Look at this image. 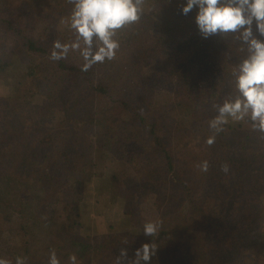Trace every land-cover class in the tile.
<instances>
[{
  "label": "rangeland",
  "instance_id": "obj_1",
  "mask_svg": "<svg viewBox=\"0 0 264 264\" xmlns=\"http://www.w3.org/2000/svg\"><path fill=\"white\" fill-rule=\"evenodd\" d=\"M148 2L151 0H143L139 5L140 17H143L146 12ZM140 19L123 28L127 30L139 26ZM69 25L70 17H62L55 26L58 30L67 32L66 43H71L76 39ZM43 28V24L36 26L35 38H39ZM5 32L0 28V40H11L9 34ZM231 34L233 33L215 34L210 38L214 41L221 40L220 44L214 45L222 48L223 44H226L225 40L228 39L230 41L228 44L232 48L236 46L232 41L234 37ZM201 38L207 39L202 35ZM7 47L4 43L0 44V54L1 52H3L2 54L8 53L10 47ZM20 49L21 47H18V50ZM221 51H218V55L214 56L207 53L202 54L199 63L205 64V67L198 74L197 72L193 73L192 76L201 75L196 84L201 92L207 91L208 95L207 98L192 100L194 102L189 101L185 87L182 86L184 82L181 81V84L174 76L166 77L162 74L153 81L149 88H146L143 85H137L134 76L130 74L129 78H123V73H119V70L124 69L119 68L118 65L113 67L114 73L111 70L102 71L101 75L99 72L96 73L97 79L104 80L107 84L114 86L116 91L122 94L123 99L129 102V106L122 109H116L118 106L113 103L118 102H114V100L111 103L105 98H97L90 91L87 94L79 92L78 88L83 84L82 77L70 74L65 76L57 71L54 73L56 77L52 82H47L50 73L39 72V75H42L40 79L30 77L27 63L29 61L35 63L41 61L38 64L48 63L43 56L34 55L32 57L25 52V55H21L24 58L20 57L19 60L13 61V65L9 66L7 71H1L0 123L10 124L12 129L19 132L21 136H25V141L20 138L24 143L22 149L39 150L42 154H48L53 152L50 150L54 145L61 151L57 156L62 159L66 151L71 154L72 151L74 154L87 151L88 143L86 142H91L103 134L106 139L118 140L116 147L119 152L108 154V157L98 164L97 171L88 170L82 176L81 185L86 198L81 204L79 221L81 225L78 226L76 234L69 228L70 223L66 220V213L64 214L57 195L46 198V211L42 212L44 217H53V221L48 225L33 227L32 223L35 220L31 217L35 213L27 211L32 207L31 205L35 204L33 199L31 200L32 193L29 194L30 188L28 187L31 186V183L23 184L17 180V177L0 181V259L4 258L7 252L10 256H13L12 252L16 254L22 252L25 258L31 263L33 261L34 264H50L53 256L58 264H116L120 249L127 248L128 259L124 264H128L136 249L145 243H155L157 248L150 264H264V229H262L263 231L258 230V220L255 217L252 218L249 224L252 225L253 230H248L250 238H245L244 243L239 247L235 245V234L230 230L240 221L241 210L245 209L248 203L257 204L256 206L264 213V195L255 196L247 190L244 191L243 196L237 199L239 204L234 208L228 221L225 222L230 229L224 232L221 228H217L216 224L218 225V223L214 219H202L195 216L194 212H190L189 198L185 199L181 196L182 193L178 185L170 190L171 193L168 196L159 199L154 193L147 192L145 189L148 187L143 186L139 180L137 173L139 167L136 165V161L130 164L123 160V156L126 157L127 154L135 152L132 148L138 141V137L144 135L142 133L147 132L152 124L162 125L163 131L166 132L168 125L171 128L172 125H176L177 129L183 130L185 126L189 127L190 118L187 116L195 108H209L217 106L222 100L224 101L225 96L223 95L219 96L217 100L210 99V96L215 92V88L212 86L216 82L215 77H210L208 73L210 62L213 57L217 56L218 66L228 74H233L236 64L241 62L242 55L237 47L233 52L227 54L229 57H226ZM245 55V58L249 56V54ZM46 58L52 60L48 56ZM63 59L79 63L83 58L79 51H69ZM166 60L159 58L156 62H166ZM55 61L52 60V62ZM167 65H170L169 61ZM172 67H168V73ZM79 94L83 96L81 104L77 106L74 103V98ZM238 94L240 95L239 90ZM181 96L186 98L183 105L167 118L161 119L162 114L167 113L170 104ZM236 97L238 98V95ZM142 98V105L137 106ZM231 98L232 102L237 99ZM110 107L113 109L106 112ZM94 109L99 111L101 117L93 116ZM139 109L141 113L138 112ZM137 112L147 123H141ZM104 113L114 114L106 121V128L103 129L95 120L98 118L102 120ZM183 114L186 115V118H183ZM226 120L227 122L224 124L231 123L235 129L240 126L235 131L225 127L226 134L221 133L225 135L223 139L229 142L236 151L241 149L235 144H240L244 138L251 146L256 144L254 138L259 135L264 138V131H261L258 126H253L250 115L245 116L242 120L228 116ZM141 130L144 132H140ZM39 131L45 134L42 140H49L48 136H50V138L56 139L55 144L47 142L46 148H43L29 142L32 141L33 133ZM135 132L139 134L135 136ZM198 135H206V133H198ZM248 136L249 139H247ZM12 138L13 136L9 135L5 137L4 143H0L2 146L0 153L4 155V160H7L12 149H20L18 138L14 139L15 144L8 143ZM62 142L67 145L69 142L70 148L64 150L67 145L64 147ZM182 142L185 143V138L182 140L174 138L173 157L177 163L181 161L183 164L185 163L183 160L185 153L183 145H181ZM127 144L131 145L126 147ZM259 149L264 151V139L260 143ZM224 174L226 178H223ZM200 175L198 173L193 182L192 180L188 182L194 183L193 186H195L191 198L198 201L200 205H210L211 208L218 207L219 201H223L225 197L212 193L204 195L202 189L205 185L203 182L205 183L207 179H200ZM220 175H222V180L217 177L216 187L238 183L240 173L235 174L234 179H230L226 173ZM172 181V179L169 180L170 183ZM19 212H22L21 218ZM63 222H66L64 226ZM148 222H159V232L165 226H171L173 229L168 231L164 238L156 237L150 241V237L143 234L144 225ZM263 222L264 219L262 224ZM26 224L32 228L28 225L26 229H23L22 226ZM5 234L6 237L8 235L17 236L16 244L4 246ZM259 234L263 236V244H260V247L255 245L254 248L251 245L252 237ZM74 239L91 244V246H94L97 241L106 242L107 248L101 245V248L92 247L90 254L88 252L73 253L71 242L75 241ZM7 242L10 243L9 240ZM72 257L75 258L74 261L71 259Z\"/></svg>",
  "mask_w": 264,
  "mask_h": 264
},
{
  "label": "trees",
  "instance_id": "obj_2",
  "mask_svg": "<svg viewBox=\"0 0 264 264\" xmlns=\"http://www.w3.org/2000/svg\"><path fill=\"white\" fill-rule=\"evenodd\" d=\"M148 3L146 12L143 17H140L139 26L131 27L127 30L122 27L116 31L114 39L118 40L120 48L116 53L115 59L94 64L85 71L83 70V59L81 60L82 62L74 63L63 58L55 62L46 58V56L49 58L51 56L54 41L59 40L62 43H66L67 32L64 30L60 31L55 26L62 17H71L74 9L72 3H69L68 0H0V28L11 37V40H0V44L4 43L10 47L8 53L2 54L3 52H1L0 54V72L7 71L8 67L13 65V61L19 60L20 57H23L21 55H25V52L32 57L34 55L43 56L48 63L38 64L41 61L36 63L33 61L26 62L30 77L40 79L42 75H39V72L50 73L47 82H52L56 77L54 75L56 71L62 75L65 74V76L70 74L82 77L83 84L78 88L79 92L87 94L90 91L97 98H105L111 103L114 100V102H118L113 103L118 106L116 109H122L128 107L129 102L123 99L122 94L116 91L114 86L107 84L104 80L97 79L95 76L98 72L101 75L102 71L111 70L114 73L113 67L118 65L119 68L124 69L119 70V73H123V78H129L130 74L134 76L137 85H143L146 88H149L153 81L162 74L166 77L174 76L180 83L181 81L184 82L181 84L183 88L185 87V93L188 94L189 101L194 102L192 100L196 98L202 99L208 95L207 91L201 92L198 84H196V82H199L197 80L201 75L192 76L193 73L197 72L198 74L205 67V64L199 63L201 56H203L202 54L207 53L214 56L218 55V51L222 50L221 53L229 57L227 55L230 54L229 52H233L236 47L239 48L242 58H240L241 62L236 64V70L233 74H228L218 66L219 60L217 61V56L213 57L210 62L208 73L210 77H215L216 81L212 86L215 88V92L210 96V99L217 100L219 96L223 95L225 96L223 98L224 101L222 100L217 106L214 105L209 108H195L187 116L190 118L189 127L185 126L183 130L177 129L176 125H172V128L168 125L166 132L163 131L162 125L156 124V126L152 124L147 132L142 133L144 135L139 137L137 135L136 147L132 148L135 152L127 154L126 157L123 156V160L128 161L130 164L136 161V165L139 167L137 168L139 180L143 186L148 187L145 189L147 192L150 194L154 193L159 199L166 195L168 196L171 193L170 190H173L178 185L182 193L181 196L185 199L189 198L190 212H194L195 216L202 219H214L218 223V225L216 224L217 228H221L222 231L226 232L230 228L225 222L228 221L234 208L239 204L237 199L243 196L244 191L247 190L255 196L264 195V151L259 149V145L264 138H261V135L256 136L257 138H254L256 141L255 146H251L244 138L243 142L235 144L236 147L241 149L236 151L229 142L223 139L225 137L224 134H226L224 128L235 131L240 126L235 129L231 123H228V125L220 123L216 128L210 127V121L219 116V108L225 102H232L231 97L237 98L236 95L240 97L236 87V79L239 75V66L248 58V56L245 58V54H249L248 44L240 39L239 32L231 34L234 37L232 41L236 46L232 48L228 44L230 42L228 39L225 40L226 44H223V48L215 47V45L220 44L221 40L216 39L214 41V39L210 38L213 35L207 39H202L195 23L198 9L193 8L187 15L181 12L186 0H151ZM38 24H43L44 28L39 38H35L34 30H36ZM252 28L254 37L264 41V36H261L256 30L255 23ZM52 39L55 40L53 41ZM18 47H21V49L18 50ZM159 58L167 60L166 62H156ZM173 60L174 63H172ZM168 61L170 65H167ZM170 66L173 67L168 73V67ZM71 83L74 84L75 82ZM82 96V94L76 95V98H74L75 105L81 104ZM142 100L143 98L137 106L142 105ZM185 101V96H181L172 102L167 109V113L162 114L161 119L163 117L167 118L173 111L181 107ZM111 109L113 107L107 108L106 112ZM140 111L139 109L138 112L141 113ZM138 112L137 115L140 116L141 123H147ZM113 114L104 113L102 120L98 118L95 121L104 129L106 128V121ZM93 116H100L99 111L94 109ZM183 118H186L185 114H183ZM140 132H144V130ZM203 132L206 135H198V133ZM221 133L224 134L222 135ZM136 134L139 133L135 132L134 135L136 136ZM9 135L13 136V142L11 140L8 143L15 144L14 139L18 138L20 149H12L7 160H4V155L0 153V181H7L11 177H17V180L23 184L31 183V186L28 187L30 188L29 194L32 193L31 200L33 199L35 204L31 205L32 207L27 211L35 213L31 217L36 221L32 223L33 227L48 225L53 221V217H44L42 212L46 211V198L57 195L64 214L66 213V220L70 223L69 228L76 234L78 226L81 225L79 222L81 204L84 203L83 201L86 198L81 185L82 176L88 170L97 171L98 164L102 163L105 157H108V154L119 152L116 147L118 140L106 139L102 134L100 137L94 138L93 141L86 142L88 143L87 151L78 152L77 154H74L73 151L72 154L66 151L62 159H60L57 155L61 151L54 145L50 150L53 152L48 154H42L39 150L27 151L22 149L24 143L20 138L25 141V136H21L19 132L12 129L10 124L0 123V143H4L5 137ZM44 136L43 132H34L32 141L29 142L35 145L38 144L37 146L43 148H46L45 144L47 142H54L55 144L56 139L48 136L49 140H42ZM176 137L180 140L185 138V143L182 142L181 144L185 153L183 156L185 163L183 164L181 161L177 163V160L173 157L174 138ZM210 137L215 138L211 145L207 143ZM247 139H249V136ZM62 143L64 147L67 145L64 142ZM67 143L69 145V142ZM68 145L64 150L70 148ZM130 145L127 144L126 147ZM121 152L124 151L121 150ZM205 161L208 163L207 172L202 171L200 167ZM225 163L229 167L226 175L230 179H234V175L240 173L238 183L231 186L216 187L217 177L221 179L222 175L220 174L225 173L221 170V166ZM198 173L201 174L200 179H207L205 183L203 182V185H205L202 189L203 193H205L204 195H211L212 193L215 195L221 194L225 197L223 201H219L218 207L211 208L210 205H200L198 201L191 198L195 187L193 186L194 183H191L197 178ZM223 178H226L225 174ZM170 179L173 180L171 183L169 182ZM191 180L192 182L188 183ZM21 188L23 189L24 187L22 186ZM247 205L245 209L241 210L240 221L230 229L235 234L234 242L237 247L244 243L245 238H250L248 237V230H253L252 225L249 224L252 218L255 217L258 220V230L264 229V222L262 224L264 213L262 209L260 210L256 206L257 204L248 203ZM21 214L22 212H19L20 218ZM262 215L263 218H261ZM65 223L63 222L62 225L64 226ZM28 225L26 224L22 228L26 229ZM172 229L171 226H165L159 232L158 238H164L168 231ZM16 237L8 235L4 246L15 245ZM252 239L251 245L254 248L255 245L260 247V244H263L262 234L252 237ZM74 240L71 242L73 253L88 252L90 254L92 247L101 248V245L107 248L106 242L97 241L94 246H91V244L78 239ZM149 240L152 241V237ZM5 254L2 259L9 261L10 264H17L18 258L23 261V264H34L33 261L32 263L29 262L30 260H27L22 252L17 254L12 252L13 256H10L8 252Z\"/></svg>",
  "mask_w": 264,
  "mask_h": 264
},
{
  "label": "clouds",
  "instance_id": "obj_3",
  "mask_svg": "<svg viewBox=\"0 0 264 264\" xmlns=\"http://www.w3.org/2000/svg\"><path fill=\"white\" fill-rule=\"evenodd\" d=\"M74 5L69 27L76 39L71 43L57 40L53 43L50 58L59 60L65 58L69 51H79L83 58V70H88L94 64L115 59L120 48L118 40L114 39L116 31L127 24L139 20L141 11L139 5L143 0H68ZM193 8L198 11L195 23L204 38L215 34L240 33V39L248 44L249 56L239 66L236 87L240 97L234 102H225L219 108V116L210 121V127L216 128L220 123H226V117L237 120L250 115L254 127L264 131V41L253 35V24L261 36H264V0H186L181 12L187 15ZM214 137L207 143L211 145ZM207 172L208 163L200 165ZM225 173L229 171L225 163L221 166ZM159 222H148L144 225L143 234L155 239L159 234ZM157 245L145 243L135 250L128 264H150L155 255ZM73 261L74 257L71 258ZM128 259L127 248H121L116 264H124ZM0 264H10L0 259ZM17 264H23L18 258ZM50 264H58L53 256Z\"/></svg>",
  "mask_w": 264,
  "mask_h": 264
}]
</instances>
